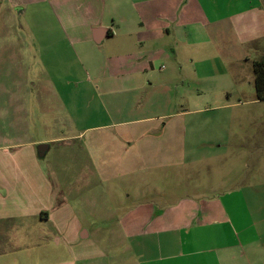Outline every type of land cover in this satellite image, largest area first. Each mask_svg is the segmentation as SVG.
I'll return each mask as SVG.
<instances>
[{
  "label": "crops",
  "instance_id": "crops-1",
  "mask_svg": "<svg viewBox=\"0 0 264 264\" xmlns=\"http://www.w3.org/2000/svg\"><path fill=\"white\" fill-rule=\"evenodd\" d=\"M28 1L27 5L24 0L16 1L14 6H20L16 10L26 11L31 2L55 5L52 9L58 12L57 32L60 34L55 41L64 43L71 53L67 54L69 57L55 58L54 68H51L49 64L53 59L44 58L46 50L54 46L45 35L51 28L40 27L42 68L52 70L42 72L41 76H76L78 73L80 76L82 72L87 84L82 90L83 96L88 100L81 109L82 119L78 117L82 127L76 130L80 110L74 104V88L67 86L70 81L58 85L53 78H39L38 94L44 107L29 109L25 104L21 111L19 121L26 127L24 144H49L46 157L51 144H69L78 139L94 144L97 139L104 141L105 131L115 142L119 171H123L118 174L119 178L136 176L141 170L152 168L133 163L132 146L140 144V138L162 139L171 127L170 119L199 111L184 109L182 104L175 110L173 98H180L175 88L185 84L189 76H231L224 55H228L227 61L235 57L237 62H242L238 51L250 41L264 37V0ZM221 36L238 38V41L225 42L223 55L203 57L204 49L213 45V38ZM185 62L193 66L185 68ZM221 67L223 71L216 72ZM212 91L220 92L221 96L228 93L226 87L207 89L205 93ZM47 98H52L51 107L46 104ZM65 100H68L67 105ZM37 110L40 116L36 120L39 119L42 130H46L44 138L28 135L30 115ZM60 112L68 113L67 126H60ZM8 113L7 108H0V116L6 117ZM156 144L160 143L148 142V145ZM0 145L6 148L8 143L3 141ZM163 155L157 156L160 163L155 169L171 165L172 156ZM31 159H35L32 154ZM11 161L0 155V193H3L0 195V264H29L30 256L42 257L49 251L56 258L51 264H58L59 250L37 251L33 243L38 240V228L34 226L29 230V222L34 220L54 222L55 210L59 208L58 191L54 193L53 187L49 190L48 185L45 197L41 193L46 188L38 190L42 175L37 173L35 182L30 179L26 165H12ZM177 163L176 167L184 165ZM36 169H40L38 164ZM227 179L228 176L223 177L210 195L196 191L198 195L168 200L158 192L154 198L162 201H143L135 205L120 222L122 235L133 241L132 247L111 256L127 257L126 264H264V213H259L257 218L254 216L246 196L250 185L244 180L234 184L231 179L227 183ZM87 236L88 233L83 232V238ZM95 254L108 257L101 251ZM89 256L86 264L98 259L96 255L92 256L93 260ZM97 262L102 264V260ZM37 263L44 264L43 261L32 264Z\"/></svg>",
  "mask_w": 264,
  "mask_h": 264
},
{
  "label": "rangeland",
  "instance_id": "rangeland-1",
  "mask_svg": "<svg viewBox=\"0 0 264 264\" xmlns=\"http://www.w3.org/2000/svg\"><path fill=\"white\" fill-rule=\"evenodd\" d=\"M16 1L0 0V108H7L9 112L6 117L0 116V125L3 126L0 143H8L6 148H0V155L10 158L12 165H26L30 179L35 182L37 173H40L43 180L39 181L38 190L46 188L41 193L45 197L48 185L49 190L53 187L54 193L58 191L59 208L55 210L54 222H29L30 231L34 226L38 228V240L33 243L37 251L59 250L58 264H86L88 255H96L102 264H126L127 257L111 255L132 247L133 241L125 239L120 224L132 207L143 201H162L154 198L158 192L168 200L198 195L196 191L210 195L211 189L225 176H228L227 183L231 179L234 184L244 180L246 185H250L246 196L253 214L257 218L259 213H264V99H258L253 73V62L264 57V37L250 41L238 51L242 54V62H237L235 57L227 61L228 55H224L231 76H189L185 84L175 88V94L178 90L180 95V98L174 95L175 110H179L182 104L184 109L199 111L191 116L170 119L171 127L162 139L140 138V144L132 146L133 163H139L142 168L145 165L152 168L141 170L136 176L119 178L118 174L123 171H119L115 142L105 131L104 141L97 139L94 144L84 139L69 144H51L48 155L43 158L37 157L40 144H24L27 138L26 127L19 121L21 111L25 104L29 109L44 107L37 84L42 72H52L43 69L41 61L45 57L49 61L53 59L49 65L54 68L55 58L69 57L67 54L71 53L64 43L55 41L60 34L57 32L58 12L52 9L54 4L31 2L26 11L20 13L16 10L20 6H14ZM29 2L24 0L26 5ZM40 27L51 28L45 35L54 45L46 50L43 59L38 41ZM213 41V45L204 49L203 57L223 55L225 42L238 41V38L224 39L221 36L220 39L213 38ZM184 66L188 68L193 63L185 62ZM221 71L222 67L216 72ZM49 77L58 85L70 81L67 86L74 88V104L80 110L76 123V130H79L82 123L78 117L82 119L81 109L88 100L82 91L87 85L86 76L81 72L80 76L78 73L76 76H43L41 79L49 80ZM221 87H226L228 93L222 96L216 91L205 93L207 89ZM65 102L67 105L68 100ZM46 104L51 107L52 98H47ZM39 113L37 110L30 115L28 135L31 133L35 138H44L46 130H42V124L36 120ZM58 114L60 126H67L68 113ZM151 140L160 144L148 145ZM31 154L35 156L34 160ZM159 154L172 156L169 167L155 169L160 163L157 159ZM179 157L184 161L174 160ZM177 162L184 165L176 167L174 164ZM83 232L88 233L86 238H83ZM31 246L29 238V249ZM99 251L108 257L105 259L101 257L103 255L95 254ZM47 254L35 258L30 256L29 264L56 261L50 251ZM97 260L89 262L96 264Z\"/></svg>",
  "mask_w": 264,
  "mask_h": 264
},
{
  "label": "trees",
  "instance_id": "trees-1",
  "mask_svg": "<svg viewBox=\"0 0 264 264\" xmlns=\"http://www.w3.org/2000/svg\"><path fill=\"white\" fill-rule=\"evenodd\" d=\"M254 84L259 100L264 99V57L253 62Z\"/></svg>",
  "mask_w": 264,
  "mask_h": 264
},
{
  "label": "water",
  "instance_id": "water-1",
  "mask_svg": "<svg viewBox=\"0 0 264 264\" xmlns=\"http://www.w3.org/2000/svg\"><path fill=\"white\" fill-rule=\"evenodd\" d=\"M49 148V145L48 144H40L38 146V155L40 158H43L47 152Z\"/></svg>",
  "mask_w": 264,
  "mask_h": 264
}]
</instances>
